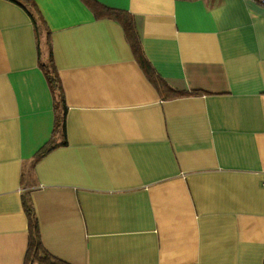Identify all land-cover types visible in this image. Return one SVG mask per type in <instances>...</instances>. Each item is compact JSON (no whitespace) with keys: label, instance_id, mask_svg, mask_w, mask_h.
Segmentation results:
<instances>
[{"label":"crops","instance_id":"1","mask_svg":"<svg viewBox=\"0 0 264 264\" xmlns=\"http://www.w3.org/2000/svg\"><path fill=\"white\" fill-rule=\"evenodd\" d=\"M95 1L129 14L154 80L187 93L164 98L121 24L81 0H0V264H24V195L65 264H264V4Z\"/></svg>","mask_w":264,"mask_h":264},{"label":"trees","instance_id":"2","mask_svg":"<svg viewBox=\"0 0 264 264\" xmlns=\"http://www.w3.org/2000/svg\"><path fill=\"white\" fill-rule=\"evenodd\" d=\"M14 2L21 3V1L26 2L27 0H13ZM93 13L96 17L109 18L119 22L122 26V29L125 34V38L127 39L131 50L135 57L137 58V62L139 63L141 69L143 70L145 76L153 83L165 92L164 98H175L180 97L186 94V91H179L173 89L166 84L160 82L159 80H154V72L152 68L149 66L148 62L140 55V47L137 33L135 32L132 19L130 15L124 11L107 8L95 0H81ZM35 7V6H34ZM32 16V15H31ZM35 17L32 16V21L36 29V23L40 21L38 15L35 13ZM43 23V22H42ZM47 43V59L44 63L40 64V68L44 74L47 85L52 95L53 99V107L55 112L54 119V129L53 132H64V114L66 111L63 90L61 87L60 79L57 74L56 68L54 66L53 58H52V50L49 35L46 38ZM55 147V144L52 142V139L49 140L35 155L34 160L39 159L44 154L48 153ZM23 210L27 217L28 221V230H29V239H28V248L24 260V264H65L45 253L41 247L39 241V235L36 225V219L34 216L33 208L30 200L25 195L22 199Z\"/></svg>","mask_w":264,"mask_h":264},{"label":"built area","instance_id":"3","mask_svg":"<svg viewBox=\"0 0 264 264\" xmlns=\"http://www.w3.org/2000/svg\"><path fill=\"white\" fill-rule=\"evenodd\" d=\"M260 3L264 4V0H259Z\"/></svg>","mask_w":264,"mask_h":264}]
</instances>
